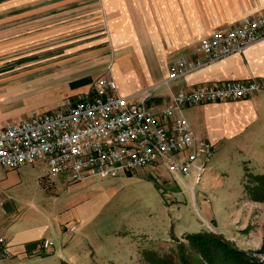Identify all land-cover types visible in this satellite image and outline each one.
I'll use <instances>...</instances> for the list:
<instances>
[{
  "label": "rangeland",
  "instance_id": "rangeland-1",
  "mask_svg": "<svg viewBox=\"0 0 264 264\" xmlns=\"http://www.w3.org/2000/svg\"><path fill=\"white\" fill-rule=\"evenodd\" d=\"M64 1L68 0H0V126L27 117L32 109L62 106L72 100L67 89L52 88L45 76L58 69L60 59L73 58L74 48L90 51L92 43L107 38L96 48L113 45L116 55L132 51L141 36V10L132 5L141 0H84L76 6L58 7ZM89 1L95 5L88 6ZM111 1L117 3L115 7L122 1L128 3L132 23L126 26L121 23L128 21L121 20L119 28L123 32L113 40L108 20L109 7H114L105 4ZM178 2L185 6V0ZM200 7L195 0L194 8ZM119 10L114 8V14ZM160 86L165 90L167 85ZM215 151L213 146L209 167L195 185L190 179L185 180L186 185L172 179L164 168L156 172L139 168L117 179H87L88 186L82 192L93 193L81 207L94 209L95 227L110 235L90 239L99 247L94 264L133 260L131 264H148L143 250L149 248L162 255L175 249L177 259L178 244L188 245L186 235L204 230L222 235L234 247L264 263V202L250 198L245 187L248 178L244 176L247 169L264 174V129L255 135L225 140ZM244 165L247 168L242 176ZM15 177V184L1 192L6 204L15 209L28 211L36 205L56 211L59 199L76 188L60 184L57 176L48 177L44 163L39 161L22 167ZM73 224L77 222L65 226L69 232H76L69 230ZM112 231L123 236L122 243L133 259L127 261L122 239L110 234ZM111 246L115 247L113 252ZM187 254L192 264H204L193 250L188 249Z\"/></svg>",
  "mask_w": 264,
  "mask_h": 264
},
{
  "label": "crops",
  "instance_id": "crops-1",
  "mask_svg": "<svg viewBox=\"0 0 264 264\" xmlns=\"http://www.w3.org/2000/svg\"><path fill=\"white\" fill-rule=\"evenodd\" d=\"M82 1L84 0H68L58 4V7L76 6ZM196 1L201 5L200 8H194L195 0H185L184 7L178 0H141L132 3L133 8L137 7L141 10V24L138 27V34L141 33V36L139 34L136 40L134 51L115 55L113 45L105 49L101 46L96 48L101 41H108L107 38L92 43V46H89L90 51L76 47L72 52L73 58L60 59L56 65L58 69L45 76L48 85L52 88L67 89L74 99L90 90L92 83L98 78L107 77L116 82V93L121 95L137 94L143 97L148 93H145V90L150 89L146 103L158 109L168 102L171 91L188 90L202 83H219L236 79H255L264 83V38H262L240 53L208 62L179 77L167 85L165 90H161L160 85L153 88L166 77L168 63L180 56L190 57L196 42L201 37L215 29L233 27L244 17H255L264 13V0ZM105 4L120 9L114 14V8L109 7L111 16L108 20L111 39L113 40V36L118 39L120 32H123L119 28V22L126 19L128 23L121 24L127 26L131 23L128 3L122 1L117 7L115 1ZM87 5L95 4L90 2ZM118 49L119 47L116 48ZM64 53L65 51L63 55ZM59 106L37 111L55 110ZM33 110L35 109H32L27 117ZM183 114L195 136L213 143L216 152L215 148L225 140L236 136L255 135L264 129V89L248 98L236 101L189 105L183 108ZM27 117L16 121H22ZM38 161L42 162L37 160L35 163ZM25 166L29 164L12 170L0 168L3 177L0 179L1 192L2 188L15 184L17 171ZM159 168L164 167L154 165L141 169L156 172ZM245 168L246 165L243 166L242 176ZM57 178L60 184L75 185L76 188L72 187L74 189L72 193L59 199L60 207L56 211L39 209L36 205L28 211L10 208L1 193L0 232L6 238L10 255L1 259L0 264L95 263V253L99 247L96 244L92 245L90 239L97 236L107 238L110 235L95 227L94 209L81 207L93 193L82 192V188L88 186V180L73 183L64 174L58 175ZM54 197L56 201L58 195ZM2 209L6 213H3ZM75 222L77 224L73 226L74 230L77 229L76 232H69L65 226ZM112 233L117 232L112 231L110 234ZM116 235L122 239L120 243L124 242L122 235ZM46 238L53 240V246L42 247V242ZM114 249V246L109 248L112 252ZM121 249L124 250L123 254L127 252V261L133 259L129 248H125L123 243ZM112 262L115 263L114 260ZM131 263H134V260Z\"/></svg>",
  "mask_w": 264,
  "mask_h": 264
},
{
  "label": "built area",
  "instance_id": "built-area-1",
  "mask_svg": "<svg viewBox=\"0 0 264 264\" xmlns=\"http://www.w3.org/2000/svg\"><path fill=\"white\" fill-rule=\"evenodd\" d=\"M262 38L264 13L244 17L233 27L215 29L196 42L190 57L169 62L166 77L153 88L169 85L208 62L240 53ZM116 87L113 79L100 77L90 90L59 108L33 111L22 121L0 127V168L12 170L42 160L48 177L64 174L70 182H78L116 179L139 168L161 165L172 179L184 185L190 179L195 185L209 167L214 145L195 136L183 108L248 98L263 90L264 83L255 79L202 83L171 91L168 102L158 109L146 103L150 89L139 97L118 94ZM51 246L53 240H43V248ZM9 254L0 232V259Z\"/></svg>",
  "mask_w": 264,
  "mask_h": 264
},
{
  "label": "trees",
  "instance_id": "trees-1",
  "mask_svg": "<svg viewBox=\"0 0 264 264\" xmlns=\"http://www.w3.org/2000/svg\"><path fill=\"white\" fill-rule=\"evenodd\" d=\"M246 170V169H245ZM244 176L246 191L254 201L264 202V174L246 170ZM188 245L178 244L177 259L174 250L162 255L155 249H144L143 255L148 264H192L188 249L199 255L204 264H264L256 261L250 254L234 247L233 243L222 235L211 231H198L186 235ZM261 251H264V245Z\"/></svg>",
  "mask_w": 264,
  "mask_h": 264
}]
</instances>
